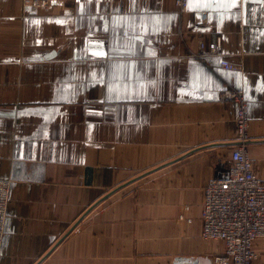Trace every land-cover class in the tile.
<instances>
[{
  "label": "crops",
  "instance_id": "crops-1",
  "mask_svg": "<svg viewBox=\"0 0 264 264\" xmlns=\"http://www.w3.org/2000/svg\"><path fill=\"white\" fill-rule=\"evenodd\" d=\"M225 86L264 179V0H0V264H212L203 187L238 144Z\"/></svg>",
  "mask_w": 264,
  "mask_h": 264
},
{
  "label": "built area",
  "instance_id": "built-area-1",
  "mask_svg": "<svg viewBox=\"0 0 264 264\" xmlns=\"http://www.w3.org/2000/svg\"><path fill=\"white\" fill-rule=\"evenodd\" d=\"M62 0H25L32 7H46ZM180 12L186 9L187 0H175ZM202 16H205L204 12ZM190 55L205 60V55H216L221 39L205 44L197 43ZM225 69H235L227 60H221ZM221 97L235 102L234 127L238 142L228 159L227 173L211 178L203 187L200 236L221 240L223 250L213 256L212 264H252L255 256L253 242L264 237V179L252 169V160L245 150L248 139L247 100L241 88L225 86ZM10 180L0 178V246L4 234L6 210L9 200ZM182 215H180V218Z\"/></svg>",
  "mask_w": 264,
  "mask_h": 264
},
{
  "label": "rangeland",
  "instance_id": "rangeland-1",
  "mask_svg": "<svg viewBox=\"0 0 264 264\" xmlns=\"http://www.w3.org/2000/svg\"><path fill=\"white\" fill-rule=\"evenodd\" d=\"M27 4V2H25ZM28 5V4H27ZM30 6V5H29Z\"/></svg>",
  "mask_w": 264,
  "mask_h": 264
}]
</instances>
